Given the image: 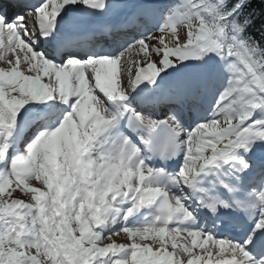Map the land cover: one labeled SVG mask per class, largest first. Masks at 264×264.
Returning <instances> with one entry per match:
<instances>
[{
	"label": "snow or ice",
	"instance_id": "6c2138e0",
	"mask_svg": "<svg viewBox=\"0 0 264 264\" xmlns=\"http://www.w3.org/2000/svg\"><path fill=\"white\" fill-rule=\"evenodd\" d=\"M0 62V264H264V0H0Z\"/></svg>",
	"mask_w": 264,
	"mask_h": 264
},
{
	"label": "rangeland",
	"instance_id": "374dc122",
	"mask_svg": "<svg viewBox=\"0 0 264 264\" xmlns=\"http://www.w3.org/2000/svg\"><path fill=\"white\" fill-rule=\"evenodd\" d=\"M183 31V29H181V32ZM19 196H21V193H19V191H17L16 193H14V198L15 197H19ZM120 239L122 240V241H124V242H127V240H125V235H121L120 236Z\"/></svg>",
	"mask_w": 264,
	"mask_h": 264
},
{
	"label": "trees",
	"instance_id": "16d2710c",
	"mask_svg": "<svg viewBox=\"0 0 264 264\" xmlns=\"http://www.w3.org/2000/svg\"><path fill=\"white\" fill-rule=\"evenodd\" d=\"M256 4H259V0H256ZM255 6V5H254Z\"/></svg>",
	"mask_w": 264,
	"mask_h": 264
},
{
	"label": "bare ground",
	"instance_id": "6f19581e",
	"mask_svg": "<svg viewBox=\"0 0 264 264\" xmlns=\"http://www.w3.org/2000/svg\"><path fill=\"white\" fill-rule=\"evenodd\" d=\"M27 200H28V198H27ZM126 239V238H125Z\"/></svg>",
	"mask_w": 264,
	"mask_h": 264
}]
</instances>
